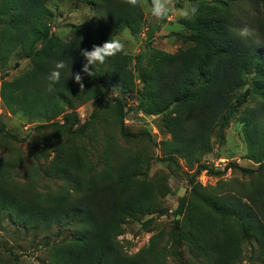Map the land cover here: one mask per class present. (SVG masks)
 I'll use <instances>...</instances> for the list:
<instances>
[{
  "label": "trees",
  "instance_id": "obj_1",
  "mask_svg": "<svg viewBox=\"0 0 264 264\" xmlns=\"http://www.w3.org/2000/svg\"><path fill=\"white\" fill-rule=\"evenodd\" d=\"M50 1L0 0V50L31 64L13 80L0 76L1 100L12 114L35 123V130L48 128L54 134L52 150L32 154L37 163L24 177L16 161L0 155V213L45 241L50 264H237L247 243L264 264V0H191L199 11L185 20L189 47L174 53L155 49L154 28H148L146 52L135 58L124 51L108 57L90 66L92 76L82 72L87 60L81 50L91 51L125 30L141 34L143 7L125 0H70L89 5L95 16L71 24L65 40L51 31ZM145 1L151 6V0ZM175 5L182 7L179 0ZM245 28L249 34L241 36ZM58 60L67 68L49 92L47 75ZM75 73L82 75L83 89ZM113 92L117 95L110 98ZM136 92L138 106H129L128 97ZM254 93L260 101L241 112ZM89 101L102 110L82 123L76 108ZM131 111L161 117V130L169 136L161 161L176 164L183 158L191 165L214 136L224 139L240 113L259 160L258 168L229 164L250 179L235 191L219 188L220 183L203 187L195 182L204 170L224 175L197 164L191 198L179 199L181 218L173 222L167 240L182 251L177 245L161 246L165 228L133 255L119 240L127 219L158 214L162 208L163 186L149 179V160L122 146L107 129L127 140L151 138L145 128L132 132L125 124ZM0 133L6 135L1 128ZM41 178L56 187L41 188Z\"/></svg>",
  "mask_w": 264,
  "mask_h": 264
},
{
  "label": "rangeland",
  "instance_id": "obj_2",
  "mask_svg": "<svg viewBox=\"0 0 264 264\" xmlns=\"http://www.w3.org/2000/svg\"><path fill=\"white\" fill-rule=\"evenodd\" d=\"M183 7L185 0H179ZM177 0H170V12L168 18L159 20L150 14V5L143 0L146 27L141 34L134 35L129 30H125L117 36L124 44V52L132 58L146 52V38L148 28H154L152 34V46L168 53H174L181 47H189L186 42L188 34L185 20L188 17H182L175 3ZM51 10L49 23L51 31L61 37L68 39L71 24H80L90 20L95 16L93 9L89 5L74 3L70 0H51L48 3ZM159 24V25H158ZM159 26L156 28V26ZM18 62L19 66L15 64ZM147 62L144 63L146 66ZM135 66V62L132 63ZM31 68L28 59H19L14 56L13 52L8 50H0V76L5 80H13L14 78L25 74ZM136 74H138L136 72ZM138 90L142 89L143 84L137 80ZM137 90V91H138ZM117 94L110 93L109 97L113 98ZM129 106H138V92L128 97ZM260 101V96L254 93L249 99L241 112L245 109L254 107ZM102 110L97 102L89 101L82 105H77L76 112L84 123L95 110ZM104 117L107 114L103 112ZM241 115H237L236 119L230 124L225 133L224 139L214 136L211 140L209 149L200 159L189 164L183 158H177V163H168L161 161L166 155L163 153L164 142L169 136L161 130V117L149 116L142 111H131L127 116L125 124L132 132H138L145 128L148 130L151 138L142 136L139 139L127 140L120 136L112 127H107L109 131L119 138L120 144L126 148L137 150L144 154L149 160L150 167L148 172L149 179L163 186L160 196L162 208L158 214H138L135 217L127 219L122 226L119 236L120 242L124 246V250L133 255L147 247L150 239L161 229L165 228L168 235L161 243V246L171 249L172 245H177L176 249L182 251V247L178 243L172 241L167 244L170 232L173 231L172 224L175 220H179L181 215L177 214L179 199L183 196L191 198V182L196 171L197 164H206L214 172H224L221 177H215L208 170H204L195 179L203 187H215L219 183V188L225 191H235L241 188L240 182L247 183L250 179L239 170L230 167L229 164L236 163L245 168H258L259 160L254 156L253 147L245 137L243 124L240 122ZM125 119V121H126ZM36 124L25 122L20 115L12 114L4 105L0 97V128L4 131L6 138L0 133V155L9 160H14L19 165L18 170L22 177L28 175L31 167L36 165L37 160L32 154L35 152L51 149V141L53 133L48 128L35 130ZM12 137V138H11ZM96 146V145H95ZM52 157V153H51ZM44 162V161H42ZM204 172H206L204 174ZM234 180V182H233ZM40 187L49 189L56 186L50 184L49 180L39 179ZM226 193V192H224ZM154 219L153 223L145 226L148 219ZM254 259V261H251ZM49 251L44 240H35L33 233L26 232L22 228L14 224L6 215L0 213V264H50ZM176 264H179L176 262ZM237 264H262L255 248L247 243L244 245L243 254Z\"/></svg>",
  "mask_w": 264,
  "mask_h": 264
},
{
  "label": "clouds",
  "instance_id": "obj_3",
  "mask_svg": "<svg viewBox=\"0 0 264 264\" xmlns=\"http://www.w3.org/2000/svg\"><path fill=\"white\" fill-rule=\"evenodd\" d=\"M125 2L133 7H144L143 0H125ZM150 14L159 20L168 18L172 11L170 7V0H151ZM182 17L195 16L199 9L198 6L191 3V0H185V3L181 9L178 10ZM249 31L247 28L242 29L241 36H247ZM124 44L117 38L111 37L108 41L104 42L102 46L93 45L92 50H81V55L86 58L87 63L83 65L82 72L92 76L90 66H95L97 63L103 64L108 57L117 55L123 52ZM67 68V65L63 60H58L54 64V68L47 75V90L49 92L55 91V85L61 79V72ZM73 75V73H72ZM75 81L80 84L81 89L84 85L82 83V75L80 73L74 74Z\"/></svg>",
  "mask_w": 264,
  "mask_h": 264
},
{
  "label": "built area",
  "instance_id": "obj_4",
  "mask_svg": "<svg viewBox=\"0 0 264 264\" xmlns=\"http://www.w3.org/2000/svg\"><path fill=\"white\" fill-rule=\"evenodd\" d=\"M125 122H127V119H126V121ZM206 172H204V174H205Z\"/></svg>",
  "mask_w": 264,
  "mask_h": 264
}]
</instances>
